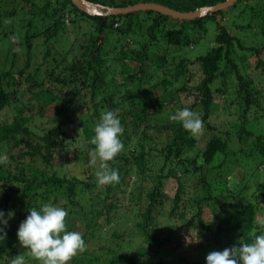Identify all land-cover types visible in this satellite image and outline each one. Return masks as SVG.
Returning <instances> with one entry per match:
<instances>
[{
	"label": "trees",
	"instance_id": "1",
	"mask_svg": "<svg viewBox=\"0 0 264 264\" xmlns=\"http://www.w3.org/2000/svg\"><path fill=\"white\" fill-rule=\"evenodd\" d=\"M88 1L111 7H127L139 3H157L170 7L163 0ZM188 1L191 9L182 12L213 6L226 0ZM175 10L181 11L178 8ZM232 11H239L236 18L239 23V34H231L226 26L217 20L218 17ZM39 13H32L33 17L28 20V26H33L34 19L39 17L43 24L47 25L46 44L55 41L64 30V22L69 15L73 23H78V20L82 19L96 26L98 36L92 41V46L95 47L91 53L92 57L81 65L74 64L71 67L70 80L64 78L56 79V81L64 83L63 85L82 84L81 87H85L84 90L76 88L72 93L85 101V105H87V98L90 97L89 108L93 107L95 111L92 114L89 113L88 105L85 109L96 123L100 121L101 108L116 112L122 119L121 124L126 131L122 141L124 145L131 142L133 134L140 133L141 140L134 148L135 154L132 157L119 153L114 160L108 161L110 168L118 171L119 181L105 184V197L101 200L93 192L99 185L97 178L88 176L89 179L84 180L76 176L62 177L58 175L55 168V152L64 148L58 138L65 136V126L71 123L68 112L73 108L74 101L68 98L61 101L53 119L55 127L43 135L30 126L31 121L36 117L35 114L28 117L25 115V110L21 108H18V114L13 122H2V113L11 107L14 101V96L9 92V87L14 84L4 82L9 71L0 73V188L4 189L3 194L0 195V210L4 211L5 218H8L9 211L15 213L8 219V227L5 229L6 238L0 240V264H11L16 255L26 254L28 264L37 262L33 256L28 258L32 254L18 241L17 230L31 208H39L45 203L55 206L62 204L61 207L68 211L67 230L80 232L86 242V250L73 257L72 264H206L202 260H192L181 253L178 255L170 253L168 246H182V242L177 237L180 230L186 237L198 238L201 249L208 247L214 251H222L225 248L238 246L240 243L254 242L255 236L264 232L259 220V217L264 215V183L261 189L256 190L252 199L248 200L246 191L251 184L241 183L232 179L230 175L237 166H241L244 169V178L249 173V175L252 174L251 178L255 179L254 181H259V177H263L264 182V173L256 172L258 170L253 171L251 168L258 161L264 167V127H259L260 130L257 132L256 126L249 127L246 122V116L252 107L262 108L258 95L260 93L249 72L254 70L264 75V0H239L228 10L208 14L194 21L179 20L177 22L173 20L174 18L155 11L131 12L125 15H91L76 7L72 0L58 2L55 7L48 3L41 9L42 14ZM211 24H214L218 30L214 37L215 46L199 55L196 60L181 63L179 65L181 69L172 79L162 78L143 88V85L149 84L152 79L145 60L148 58H144L146 57L144 54L138 59L139 52L133 48V44L137 43L142 35L149 31L151 39L156 44L161 43L168 48L178 47L185 53L184 49H188L190 45H199L202 42V38L192 37L190 31L195 33L200 31L206 35L209 31L208 26ZM250 30L255 31L263 42L258 45H246L245 35ZM111 31L128 39L125 41V49H122L114 59L115 62L127 63L128 53L132 49L134 58L131 57L130 60H140V65L137 70L125 68L126 92L120 97L119 102L114 94L98 102L96 98L101 90L111 87L107 79V71L100 72L104 63L100 51L107 43ZM3 35L6 39L9 36L6 32ZM6 42L0 36V45H5ZM27 42L29 58L31 43L29 40ZM147 48L149 50V47ZM49 54L50 52H47V55ZM255 56L257 61L253 68L249 59ZM14 60L15 57L12 63ZM162 60L167 63L165 58ZM195 62L200 63L203 78L194 88L197 101L191 105L190 109L202 119L203 128L206 126L211 131L216 129L210 126L214 113L213 85L221 78L223 88H218L217 91L226 94L231 85L230 76L235 78L236 94L243 107L241 115L243 122L238 131V137L239 142L244 143V146L238 150L232 148V132L228 130L216 129L218 133L208 141L206 148L198 150V140L190 137L193 133L186 130L181 122L174 121L171 125L156 123V121L147 123V106H145L147 104L144 102L150 97H156V93L160 96L166 93L173 96L174 92L171 88L173 89L174 83L181 76H187L189 64ZM188 77L191 79V76ZM134 80L142 84L138 92L141 97L140 105L139 102L133 101L132 107L126 108L124 105L130 102L132 91L129 83ZM32 82L29 89L35 98L50 97L51 103L59 102L57 95L52 94L42 84ZM18 84L19 82L15 85ZM189 90L184 86L179 91L189 92ZM87 93H90L89 97ZM38 101L40 103V100ZM173 102V98L168 100L171 108L175 106ZM40 106L41 111L38 114L44 116L45 113L42 111L45 107L42 103ZM142 114L146 116L143 118ZM81 123L84 125L83 122ZM172 128L176 130L173 129L174 131H171L174 133L171 131L169 133L168 130ZM163 132H166V142L160 140ZM86 134L89 135V152H92L95 147L92 143L94 129L92 131L87 128ZM5 147H9V150L4 151L7 155L6 159L3 158L2 153ZM15 149L17 153H14ZM91 167L88 169L91 170ZM132 178L135 182L131 183ZM171 178L178 183V189L173 198L164 191L165 180ZM150 183L153 184L152 188L148 187ZM224 196L228 200H224ZM89 202L91 205L94 204V210L90 211L94 215L87 225L82 227L83 212L76 215L75 212L77 208L86 207ZM168 207L170 209L167 217L169 223H172L171 236L169 239H159L153 229H157L159 217L163 215V211H167ZM206 209H209L210 217L204 215ZM118 215L124 220L126 217L129 218L134 225L130 228L123 227V223L126 222L118 221ZM84 216L86 218L87 215L84 213ZM100 217L106 220V225L116 220L120 222L111 234L112 243L103 242L98 237L97 219ZM72 218L73 221H71ZM139 241L140 244H138ZM99 243L104 245L101 246Z\"/></svg>",
	"mask_w": 264,
	"mask_h": 264
},
{
	"label": "rangeland",
	"instance_id": "2",
	"mask_svg": "<svg viewBox=\"0 0 264 264\" xmlns=\"http://www.w3.org/2000/svg\"><path fill=\"white\" fill-rule=\"evenodd\" d=\"M61 1L63 0H0V22L2 23V26L0 27V36L7 41L5 45H0V56H2L0 57V73L9 71L4 82L5 84L7 82L14 84L9 87V92L12 94V96H14V101H12L11 107H8V109L2 113L1 121L8 123L13 122L14 117L18 114V108H21L25 110V115L28 117L35 114L36 117H34V119L31 121L30 126L33 127V130L39 131L40 135H43L55 127V122L53 119L57 109L61 105V101H63L65 98L72 99L74 101V105L73 108H71L68 112L71 118V123L65 126V136L63 135L64 137L62 136L58 138L59 142L64 146V148H60L55 152V168L58 175L62 177L72 178L76 176L80 179L87 180L88 176H94L97 178L95 173L98 170L99 164V161H97V165H92L90 163L91 152H89L88 148L89 135L86 134L87 128L93 131L97 124L95 119L91 118V114L94 113L95 110L93 107L89 108L88 105L90 102V93H87L89 98H87L86 103L88 105L87 109H89V113L91 112V114L86 113L87 109L85 108L87 105L84 104L85 101L78 97V95H74L72 93V91L76 88L84 90L85 87H81L82 84L77 86L73 84L63 85V82V84L58 83L56 79L65 78L70 80L72 74L71 67L74 64L81 65L92 57L91 53L95 48L92 46V41L98 36V31L96 26L89 21L79 19L78 23H73L72 17L69 15V17L65 19L64 30L58 35L55 41H51L50 43L46 44L45 30L47 25H44L43 21H41L39 17H36L34 19L33 26H28V20L33 17V12H40L39 14L41 15V9L44 8L46 4L51 3V6L55 7L57 3ZM163 1L166 5H170V8L172 7V9L178 8L181 11H188L191 9V4L188 0ZM238 14L239 11H232V13H227L224 16L218 17L217 20L226 26L231 34H239V23H237L236 20ZM173 20L176 22L179 21L177 19ZM208 27L209 31L206 35H203L200 31H197L196 33L194 31H190V35L192 37H200L202 38V42H200L199 45H190L188 49H184L185 53L182 52L178 47L170 46V48H168L161 43L156 44L151 39V34L149 31H147L145 35H142V37L137 40V43L133 44V48L139 52V55H137L138 59L142 58L144 54H146V57L144 56V58H148L145 60L147 61L146 65H148V73L152 76V79L150 80L149 84H144L143 88H147L149 85L160 81L162 78L172 79L175 76V73L181 69V67H179L181 63L192 62L196 60L199 55L206 53L209 48L215 46L214 37L218 33V30L215 28L214 24H211ZM5 32L9 34L7 39L3 35ZM245 37V43L249 46L256 44L258 45V43L263 42V40L256 34L255 31L250 30V32H248ZM27 40H29L31 43V53L29 58L27 56L29 51ZM127 40V38L125 39V37H121L119 33L111 31L109 33L107 43L100 51V56H102L104 61L100 72L107 71V79L109 80L111 87L109 89L103 88L101 90L96 98V101L98 102H101L104 98H106V96L112 94L117 96L116 98L119 102L120 97L126 92L124 87V82H126L127 77L125 68L128 67L130 70H137L139 68L140 60H130L131 57L134 58L132 49L128 53L129 60L127 63H116L114 60L116 59L118 53L122 49H125V41ZM146 47H149V50L148 48L146 49ZM47 52H50V54L47 55ZM13 57H15V60L12 63ZM162 58H165L167 63L163 62ZM28 61L29 65H27ZM249 61L251 66L254 68L257 61L256 56L251 57ZM222 65L224 66L225 64L223 63ZM187 69V76H181L180 79L174 83L173 89L171 88V90L174 92L173 96H170V94L166 93L163 95L164 100H162L163 96H160L159 93H156V97H150V99L144 102L147 104L145 105L147 106V123L151 124L155 123L156 121V123L159 122L171 125L174 123V120L171 117L175 112L182 108L190 109L191 105L197 101L194 88L201 82L203 78V71L200 63L198 62L190 63ZM249 75H251L252 79H254L256 89L260 93L258 95L260 96L259 100L262 108L252 107L251 111L246 116V122L249 127L250 125L256 126V130L259 132L258 130L264 127V75H260L259 72L256 73L254 70L250 71ZM188 76H191V79H189ZM32 81H34L35 84H42V86L52 92V94L57 95L59 97V102L51 103L50 97L39 99L35 98L33 92L29 89L33 84ZM18 82L19 84L15 85ZM82 82L83 81H81V83ZM229 82L231 85L226 94H222L221 92L217 91L218 88H223L221 78L213 85V90L215 92L213 106L214 113L210 121V126L219 129L220 131H231V139L233 141L231 146L235 150H238L241 146H244V143L241 144V142H239L238 137V131L243 122V118L241 116L243 107L240 105V99L236 94L237 83L235 78L230 76ZM141 85L142 84L136 80L129 83L132 91L130 94V102L124 105L126 108H131L133 101L137 103L139 102L140 105L141 97L138 92ZM184 86L190 89L189 92L179 91L180 88H183ZM85 91H87V89ZM170 98L174 99L173 103H175V106L173 108H171L168 104V100ZM38 100H40V103ZM47 101L48 103H46ZM41 103L43 107H45V109L42 111L45 113L44 116H40L41 114H38V112L41 111ZM105 111H107L106 108H101L102 113ZM143 114L141 116L144 118L146 115ZM119 119L121 123H123L122 119ZM81 122H83L84 125H82ZM139 122L141 121L139 120ZM121 125L123 127V133L120 136L122 142L124 140L126 131L123 124ZM84 126L86 128H84ZM173 129L176 130L175 128H172L168 130V132L170 133V131ZM216 129L211 131L205 126L201 132L192 134V136H190L191 138L193 137L198 140V150H204L206 148L208 141L216 133H218V130ZM173 131H171V133H174ZM165 137L166 132L161 133V142L167 141ZM140 140V133L133 134L131 142L127 143L128 145H124L122 143L123 149L120 153L124 154V156L132 157L135 154L134 148L137 146ZM5 149L7 151L9 150V147L2 149L4 159L7 158V155L4 152ZM16 151L17 149L14 150V153H17ZM39 164L43 165L42 163ZM252 166L253 167L251 168H253V171L258 170L256 172L260 171L259 173H264V167L263 165H260L259 161L258 163L255 162ZM90 167L91 170L88 169ZM156 172L158 173V171ZM232 173L230 175L232 179L244 184H251L248 188V191H246L248 200L252 199L253 195L256 193V190L262 188L264 183L263 177H259V181H254L255 179L251 178L252 174L249 175L248 173L247 177L244 178L245 173L241 166H237ZM242 178L244 179L241 180ZM132 182H135L134 178H132L131 183ZM148 187L152 188L153 184H148ZM177 189L178 183L174 178L165 180L164 191L170 198L175 196ZM104 191L105 184H99L93 192L97 198L103 200L105 197ZM223 198L224 200H228L226 196ZM59 205L60 206L58 207H61L62 204ZM96 206L98 205L96 204ZM94 208V204L91 205L90 202L86 207L82 206L79 209L77 208L75 215L76 213L83 212L82 214L84 217V222L82 227L87 225V223L90 221V218L94 215L92 212L90 213V211L94 210ZM169 209L170 207L167 208V211H163V215L159 217L158 224L156 226L157 229H153V231H155V235L158 236L159 239H169L171 236L170 230L172 228V223H169V219L167 217V212ZM84 213L87 215L86 218L88 219L85 218ZM204 215L206 217H210L209 209L205 210ZM263 216L264 215H261L259 220L261 222L260 226L264 228V219H262L264 218ZM117 220H121V223L123 221L126 222L125 224L123 223V227L128 226V228H130L134 225V223L132 221L130 222V219L127 217L124 220L121 218V216H119ZM117 220L111 222L109 225H106V220L104 218L100 217L97 219V229L99 230L97 234L103 242H113L111 234L114 231L116 225L120 223L117 222ZM71 221H73V218ZM139 221L140 220L138 219V222ZM177 237L182 242V246H168L170 253L173 255H178L181 253L192 260L199 259L206 263V256L210 252L214 251L208 247L201 249L202 247L201 244L198 243V238L195 237V239H193L188 236L186 237L181 230L178 232ZM140 241L138 244L141 243ZM99 245L103 246L104 244L99 243ZM23 257L24 264H28L26 262L27 254ZM29 257H32V255L28 256V258ZM36 261L37 262L31 263L41 264L39 260ZM69 264H72V261H70Z\"/></svg>",
	"mask_w": 264,
	"mask_h": 264
},
{
	"label": "clouds",
	"instance_id": "3",
	"mask_svg": "<svg viewBox=\"0 0 264 264\" xmlns=\"http://www.w3.org/2000/svg\"><path fill=\"white\" fill-rule=\"evenodd\" d=\"M191 133L202 131L203 121L198 114L189 108H182L172 117ZM90 163L98 164L95 175L100 185L118 182L119 173L110 168L112 161L123 149L120 136L123 133L121 121L114 111L102 113L100 121L94 128ZM4 189L0 188V195ZM15 215L9 211L5 218L0 210V240L7 236L8 219ZM67 209L45 203L39 208L29 210L26 219L17 230V238L22 246L29 249L32 256L41 264H69L78 253L86 250V242L80 232L67 230ZM11 264H24V257L16 255ZM206 264H264V232L255 236L252 243H240L238 246L212 251L206 256Z\"/></svg>",
	"mask_w": 264,
	"mask_h": 264
},
{
	"label": "water",
	"instance_id": "4",
	"mask_svg": "<svg viewBox=\"0 0 264 264\" xmlns=\"http://www.w3.org/2000/svg\"><path fill=\"white\" fill-rule=\"evenodd\" d=\"M238 1L239 0H226L213 6L201 7L190 12H182L157 3H139L127 7H111L96 4L88 0H72L76 7L91 15H125L131 12L155 11L182 21H194L198 18L205 17L208 14L227 10L234 6Z\"/></svg>",
	"mask_w": 264,
	"mask_h": 264
}]
</instances>
